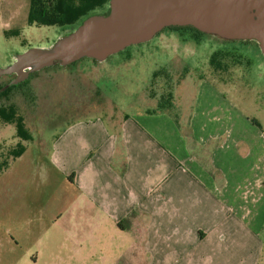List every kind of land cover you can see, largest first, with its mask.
Returning <instances> with one entry per match:
<instances>
[{"label":"rangeland","instance_id":"obj_1","mask_svg":"<svg viewBox=\"0 0 264 264\" xmlns=\"http://www.w3.org/2000/svg\"><path fill=\"white\" fill-rule=\"evenodd\" d=\"M75 27L39 26L30 0H0V68L31 48L49 47ZM182 39L166 31L105 62L83 59L73 66L55 65L10 89L12 78L0 77V113L8 111L14 120L22 117L24 132L31 136L23 140L15 122L0 118V264H112L119 254L115 250L121 237L106 231L100 252L97 236L78 233L82 229L71 224L80 221L68 220V185L62 175L66 164L57 158L54 142L64 137L72 122L135 116L147 108L169 109L174 117L178 104H183L182 86L184 97L189 87L197 89L184 102L190 107H182L192 112L203 85L217 98L206 97L200 103L212 110L223 100V114L231 119L229 124L215 120L214 126L248 141L257 158L250 156L247 163L250 168L260 164L263 169L255 174L264 177V157L258 160L264 156V59L257 47L213 37L200 43ZM220 50L231 52L233 58L226 60L227 68L216 71L211 61ZM260 237L258 264H264V220Z\"/></svg>","mask_w":264,"mask_h":264},{"label":"crops","instance_id":"obj_2","mask_svg":"<svg viewBox=\"0 0 264 264\" xmlns=\"http://www.w3.org/2000/svg\"><path fill=\"white\" fill-rule=\"evenodd\" d=\"M196 90L184 97L182 86L174 117L147 108L80 120L54 142L66 164L68 220L96 235L100 252L106 231L121 237L112 264L259 263L264 177L255 173L262 167L247 163L257 158L247 140L214 126L231 119L223 100L212 110L200 103L217 98L213 89L200 85L192 112L182 109Z\"/></svg>","mask_w":264,"mask_h":264},{"label":"water","instance_id":"obj_3","mask_svg":"<svg viewBox=\"0 0 264 264\" xmlns=\"http://www.w3.org/2000/svg\"><path fill=\"white\" fill-rule=\"evenodd\" d=\"M108 15L94 14L49 47L31 48L0 68L10 86L59 64L99 63L152 41L164 29L193 27L227 41H256L264 57V0H110Z\"/></svg>","mask_w":264,"mask_h":264},{"label":"trees","instance_id":"obj_4","mask_svg":"<svg viewBox=\"0 0 264 264\" xmlns=\"http://www.w3.org/2000/svg\"><path fill=\"white\" fill-rule=\"evenodd\" d=\"M30 4H31V12H32L33 20L36 23H38L39 26H50V27L51 26H63L64 27V26L76 25L77 27L80 23H82L84 19H86L87 17L91 15H94V14L108 15L110 13L109 0H86L85 4L79 2V0H30ZM105 5H108L105 11L99 12V13L96 11L97 9H102ZM166 31H170L176 34L179 38H184L182 40H185V41L192 40V41H195V43H200L201 40L206 37H213V38L219 39L218 37L202 33L193 27L166 28L161 33H159L156 37H159L163 32H166ZM185 37L189 39H186ZM219 40H222V39H219ZM225 42H229V41H225ZM236 42L237 41H230L229 43H236ZM239 43H242L245 45L252 43L257 47V51L261 54L258 43L256 41H239ZM129 49L130 48H127L125 51L121 52L120 54L129 52ZM230 53L229 51H225V50L224 51L220 50V51L215 52V55L213 56L212 61H211V65L213 69L216 71H219V70H223L227 68L226 60H231L232 62V58H233V54L231 56ZM261 56L264 59L262 54ZM236 60L238 61L237 58ZM92 61L97 62L94 60ZM47 69H50V68H47ZM12 87H16V86H8V89ZM11 113H14L13 108H12ZM13 117H14L13 114H8V111L7 112L4 111L0 113V118L3 121L16 123L18 137H21L25 141L31 140V136L24 132L23 118L18 117V119L14 120ZM21 151L22 150L19 148V152Z\"/></svg>","mask_w":264,"mask_h":264},{"label":"flooded vegetation","instance_id":"obj_5","mask_svg":"<svg viewBox=\"0 0 264 264\" xmlns=\"http://www.w3.org/2000/svg\"><path fill=\"white\" fill-rule=\"evenodd\" d=\"M220 39V38H219ZM223 40V39H222ZM225 41H227V40H225ZM230 42V41H229ZM239 42V41H238ZM9 77H11L12 79L15 77V75H12V76H9ZM11 82V81H10ZM10 82H9V84H8V86H10Z\"/></svg>","mask_w":264,"mask_h":264}]
</instances>
